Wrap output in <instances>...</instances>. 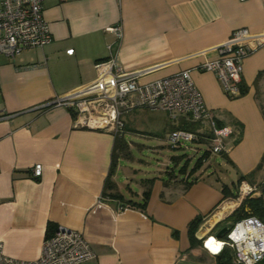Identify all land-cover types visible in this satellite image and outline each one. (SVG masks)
Wrapping results in <instances>:
<instances>
[{
  "label": "crops",
  "instance_id": "crops-1",
  "mask_svg": "<svg viewBox=\"0 0 264 264\" xmlns=\"http://www.w3.org/2000/svg\"><path fill=\"white\" fill-rule=\"evenodd\" d=\"M43 8L52 40L14 57L0 53V241L5 254L36 259L46 235L64 225L80 231L94 252L80 264H218L226 246L214 253L203 239L234 224L240 183L254 186L250 196L264 200V45L244 59L233 96L214 73L196 67L213 58L209 49L234 29H264V0H44ZM117 24L120 37L108 30ZM112 56L125 71L140 73L141 81L190 69L216 125L232 131L223 140L224 150L211 153L208 124L194 122L201 137L194 146H179L199 151V157L206 152L198 168L179 172L187 156L177 154L168 161L176 168L165 164L128 182L133 171L120 164L119 155L110 177L115 186L106 192L117 191L123 200L104 193L115 137L74 128L66 107L46 103L91 82L95 63ZM140 109L147 108L123 115L125 132L130 130L126 120ZM161 111L168 127L165 139L190 121L183 115L171 121ZM35 163L42 164L40 178L32 176ZM120 173L126 182L119 180ZM147 178H153L150 185ZM146 186L144 209L126 202L141 201ZM244 211L250 214L247 205ZM198 216L202 222L191 245L188 223Z\"/></svg>",
  "mask_w": 264,
  "mask_h": 264
},
{
  "label": "built area",
  "instance_id": "built-area-1",
  "mask_svg": "<svg viewBox=\"0 0 264 264\" xmlns=\"http://www.w3.org/2000/svg\"><path fill=\"white\" fill-rule=\"evenodd\" d=\"M244 1V0H240ZM44 0H2L0 5V53L14 57L24 49L42 48L52 40L49 25L43 14ZM108 30L121 36V25ZM264 45V29L254 32L247 27L234 29L220 44L212 47L215 56L198 64L197 70L212 72L220 80L228 95L238 93V83L246 56ZM96 77L72 91L51 99L46 105H62L72 113V126L111 133L120 137L125 132L123 115L137 108L167 112L171 121L180 115L200 124L207 123L211 132V153L224 150L223 140L232 131L216 125L203 102L190 69L148 81L140 80V73L125 71L114 56L95 63ZM198 130L174 128L167 135L171 146L192 143L201 137ZM205 159V158H204ZM203 159V160H204ZM32 176H42V164L35 163ZM255 187L242 181L236 201L251 195ZM225 238L208 235L232 250V264H256L264 260V221L254 215L245 216L229 227ZM211 251V250H210ZM213 252V251H212ZM94 256L84 235L70 227L59 225L45 237L41 253L36 259L26 260L5 254L0 241V264H80Z\"/></svg>",
  "mask_w": 264,
  "mask_h": 264
},
{
  "label": "rangeland",
  "instance_id": "rangeland-1",
  "mask_svg": "<svg viewBox=\"0 0 264 264\" xmlns=\"http://www.w3.org/2000/svg\"><path fill=\"white\" fill-rule=\"evenodd\" d=\"M165 119L166 117L161 110L147 108L138 110L135 116L126 120L130 130L125 132L127 147L125 154H121L123 158L120 164L126 167L128 171H133L128 182H131V178L145 177L154 172H159L165 167V164L171 168H176L173 160L168 163L173 155L185 153L187 159L183 158L180 162L183 165L187 160V167L189 168L199 158V151L196 152L186 146H171L167 142L165 134L168 132V127H165ZM196 143L192 142L191 146ZM185 144L188 145V143ZM154 146L158 149L157 151L153 150ZM119 180L126 182L121 173ZM130 185L134 190L138 188L133 184ZM122 191H126L125 187L122 188Z\"/></svg>",
  "mask_w": 264,
  "mask_h": 264
},
{
  "label": "trees",
  "instance_id": "trees-1",
  "mask_svg": "<svg viewBox=\"0 0 264 264\" xmlns=\"http://www.w3.org/2000/svg\"><path fill=\"white\" fill-rule=\"evenodd\" d=\"M245 88H242V93L245 92ZM184 129H188V130H196V124L193 121H188L186 123L185 127H182ZM127 147V142L124 140L123 136L120 137H115V142H114V151L112 153V162L110 165V170H109V174L108 177L106 179L105 182V189H104V193L108 194L111 197L123 200V196L121 193L117 192V191H110L109 193L106 192V190H112L113 187L115 186V183L113 180H111V175L114 173L115 168H116V164H117V159L119 157V155L121 154H125V150ZM206 156V152L200 156L197 160L196 163L194 164V166L191 168V172L194 171L196 168L199 167V165H201L202 160L205 158ZM186 166L187 163H184L183 165H181L178 169L179 172L184 173L186 170ZM170 173V171H168ZM194 180V179H193ZM193 180L189 181V183H191ZM153 181V178H147L144 179V182H147L149 185L150 183ZM149 193H150V188L149 186H146L145 189L142 191V200L141 201H133L132 199H127V203L130 205H134L137 206L141 209L145 208L146 205V201L149 197ZM247 205L250 208V214L246 213L244 211V206ZM249 215H254L257 218H259L261 221H264V200H262V196H246L245 198L242 199V201L240 202L239 206L237 207V209L233 212L232 214V221L236 222L239 219L245 217V216H249ZM202 222L201 217H195L194 219H192L189 223H188V237L190 240L191 245H194L196 240L195 237V232L197 230V228L199 227L200 223ZM233 223H231L230 226L231 227ZM51 234H47V236H49ZM222 238H225L226 235L222 234L220 235ZM231 256H232V250L229 247H225L218 255V264H232L231 261Z\"/></svg>",
  "mask_w": 264,
  "mask_h": 264
},
{
  "label": "bare ground",
  "instance_id": "bare-ground-1",
  "mask_svg": "<svg viewBox=\"0 0 264 264\" xmlns=\"http://www.w3.org/2000/svg\"><path fill=\"white\" fill-rule=\"evenodd\" d=\"M227 205H233V201L227 203ZM207 246L210 248L211 251L216 252L219 249L220 244L217 243L215 239L211 238L207 241Z\"/></svg>",
  "mask_w": 264,
  "mask_h": 264
},
{
  "label": "water",
  "instance_id": "water-1",
  "mask_svg": "<svg viewBox=\"0 0 264 264\" xmlns=\"http://www.w3.org/2000/svg\"><path fill=\"white\" fill-rule=\"evenodd\" d=\"M229 227L228 226H224L222 227L216 234V236H220L222 234H225L228 231Z\"/></svg>",
  "mask_w": 264,
  "mask_h": 264
}]
</instances>
